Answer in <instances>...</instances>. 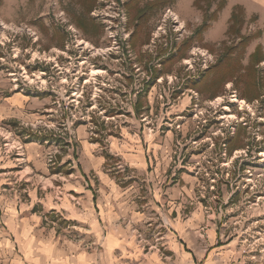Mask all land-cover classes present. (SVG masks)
<instances>
[{"label":"rangeland","instance_id":"rangeland-1","mask_svg":"<svg viewBox=\"0 0 264 264\" xmlns=\"http://www.w3.org/2000/svg\"><path fill=\"white\" fill-rule=\"evenodd\" d=\"M130 1L135 2L0 0V102L16 93L40 102L29 108L35 115L31 121L0 118V157L15 158L22 166L26 146L35 142L43 146L49 168L61 166L67 153L76 166L80 126L101 141L107 156L106 140L122 141L125 131L166 141L172 167L159 189L168 198L171 187H187L176 209L184 220L193 213L203 218L199 246L227 248V264H264V0H211L209 7L202 1L200 7L184 8L182 15L177 0H143L138 5L143 15L135 11L137 1L126 7ZM167 8L178 13L184 29L177 31L170 19L164 20ZM205 20L209 26L200 29ZM110 32L117 34L120 47L114 48ZM78 38L95 48L79 49ZM84 58V72L93 65L91 72L101 71V92L91 98L93 88L86 86L89 93L74 105L71 88L69 95L64 89L61 93L60 68L53 64L72 71ZM27 74L34 83L23 79ZM218 97L222 100L216 102ZM123 163L118 156L111 165L118 169ZM123 173L143 186L144 197L155 200L145 171L127 166ZM25 184L18 193L23 199ZM161 212L171 222L177 216L167 203L152 215L157 219L147 230L150 243L173 230L163 226Z\"/></svg>","mask_w":264,"mask_h":264},{"label":"crops","instance_id":"crops-1","mask_svg":"<svg viewBox=\"0 0 264 264\" xmlns=\"http://www.w3.org/2000/svg\"><path fill=\"white\" fill-rule=\"evenodd\" d=\"M195 2L177 0L179 13ZM39 103L12 94L0 102V118L31 121L35 115L29 108ZM77 131L76 166L67 153L59 168H49L43 146L35 142L26 146L22 166L15 158L0 157V264H227V248L199 246L203 234L198 230L203 219L199 213L186 220L180 217L176 205L187 187H171L168 198L159 189L158 183L172 167L168 142L125 131L122 141L106 140L107 156L101 141L88 137L85 126ZM118 156L124 163L117 169L111 162ZM127 166L151 177L155 200L144 197L143 186L129 182L133 176L123 173ZM22 183H26L25 199L18 194ZM165 203L177 213L171 222L161 212L173 230L162 232L150 243L147 230L157 219L152 215L160 213ZM207 234L212 238V232Z\"/></svg>","mask_w":264,"mask_h":264},{"label":"built area","instance_id":"built-area-1","mask_svg":"<svg viewBox=\"0 0 264 264\" xmlns=\"http://www.w3.org/2000/svg\"><path fill=\"white\" fill-rule=\"evenodd\" d=\"M99 11H97V9L93 12V14L95 15L96 13H98ZM122 13H124V11L122 12ZM122 13H118L119 14V16H120V14H122ZM176 13L171 9V8H167V10H166V12H165V18H164V20H168V19H170L171 21H172V23H173V26H174V28H175V26H176V28H177V31H179V24H180V22H179V16L178 15H175ZM63 16H64V12H61V15L59 16V17H61L62 19H64L63 18ZM124 18V17H123ZM125 20H126V18H125ZM178 24V25H177ZM1 25H3V24H1ZM4 26V25H3ZM72 26L73 25H69L68 26V29L71 31V32H76L77 30L76 29H72ZM178 26V27H177ZM163 27L162 26H160L159 27V29H162ZM181 30V29H180ZM110 33H112V32H110ZM34 35V34H33ZM117 34H115V33H112L111 35H110V38H111V42H113V44H114V48H118V47H120V42H118V39H117V36H116ZM35 37H36V34H35ZM37 38V37H36ZM82 41H84V39L83 38H78L77 40H76V42H78V44H77V46L79 47V49H83L84 47H86L87 49H90V47H87V45H86V43L85 44H83L82 43ZM80 46H81V48H80ZM203 56L205 55V54H202ZM80 56V55H79ZM81 57V56H80ZM66 58H72V56H66ZM88 58V57H87ZM55 61V60H54ZM76 63H78V65L77 66H75V67H77V68H73V70L71 71V69L72 68H67L66 70H65V68L64 67H61L59 64H58V62H54V66H53V68H58V70H59V68H60V76H58V78L60 79V83H61V86H60V91L62 90L63 91V89H64V91L65 92H67L68 93V88H71V90L69 91L70 92V95L72 94V97H71V102L72 103H74V105H79L80 103H81V101H82V99H84L85 98V95L87 94V93H89L88 91H87V89H86V86L87 87H89V85H91L92 86V88H93V90H91L92 91V95H90V97L92 98V97H96V96H98L99 95V92H101V86L99 87V83H97V81H98V79H99V77L100 76H103L102 74H99V75H95V76H92V74H91V71H92V69L93 68H96L95 67V65H93V68L92 69H90V71L89 72H84V69H83V66H84V64L85 63H87V60H85V58L84 59H82V60H80V61H78V62H76ZM100 69V68H99ZM104 71V70H103ZM12 74H15V73H12ZM34 76H35V74H33ZM38 78V77H37ZM73 78H75V81H78V86L76 87V89L75 90H73V86H71V81H73ZM18 79V78H17ZM23 79L25 80V81H29L30 83H34V82H32V81H30L29 79H28V74L27 75H24L23 76ZM32 79H34V78H32ZM71 79V80H70ZM74 81V83H76ZM51 83H53V82H51ZM148 82H146V84H147ZM52 87H53V91L54 92H57L58 90H57V86L56 85H52ZM61 91V93H63ZM58 93H60L59 91H58ZM91 94V93H90ZM68 95H69V93H68ZM234 97H236V96H234ZM62 98V97H61ZM63 99V98H62ZM64 99H63V103H64ZM57 103H58V105L61 107V109H63V103L61 102V101H57ZM240 106L242 107V105H241V103H240ZM142 121L143 122H145V125L147 126V124L149 123V121H148V116H144V118L142 119ZM147 130L149 129V127L147 126V127H145ZM54 158V155H51V159H50V161H53L52 159ZM163 226H170V224L169 223H166V222H164V224H163Z\"/></svg>","mask_w":264,"mask_h":264},{"label":"trees","instance_id":"trees-1","mask_svg":"<svg viewBox=\"0 0 264 264\" xmlns=\"http://www.w3.org/2000/svg\"><path fill=\"white\" fill-rule=\"evenodd\" d=\"M133 1H137V3H136V7L139 5V3L141 2V1H143V0H133ZM202 1H205V2H207V7H209L210 5H211V0H196V2H195V4L196 5H198V6H200V3L202 2ZM223 2L222 3H224V0H222ZM135 2H134V4H132L133 2H128L127 3V5H126V7H128V8H131L132 7V5H135ZM223 5V4H222ZM133 8V7H132ZM135 11H136V13H137V15H143V9H141L139 6L137 7V9L135 8ZM145 13V12H144ZM215 18L216 16H215V14H211V19L212 18ZM213 18V19H214ZM233 18L234 19H236L237 18V12H234V14H233ZM209 25H208V23H207V21L205 20V22H204V24L202 25V27L200 28V29H205V28H207Z\"/></svg>","mask_w":264,"mask_h":264},{"label":"bare ground","instance_id":"bare-ground-1","mask_svg":"<svg viewBox=\"0 0 264 264\" xmlns=\"http://www.w3.org/2000/svg\"><path fill=\"white\" fill-rule=\"evenodd\" d=\"M175 15H177V14H175ZM179 22H180L181 24H183L182 21H180V19H179ZM179 27H180L179 30L182 29V28H184L182 25H180ZM72 29H76L75 26H72ZM83 42H87V41H83ZM83 44H84V43H83ZM91 48H95V47L93 46V47H91ZM188 60H189V59H188ZM93 71H95V70H93ZM91 73H92V76H95V75H97V74H100L101 71L96 70L95 73H94V72H91ZM28 79H29V76H28ZM221 100H222V98H221V97H218L217 101H216V100H215V101H216V102H219V101H221ZM237 100H238V99L236 98V101H237ZM240 103H241V104H244V103H246V101H245V100H242V101H240ZM231 117L234 118L235 115H231Z\"/></svg>","mask_w":264,"mask_h":264}]
</instances>
